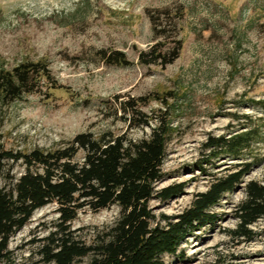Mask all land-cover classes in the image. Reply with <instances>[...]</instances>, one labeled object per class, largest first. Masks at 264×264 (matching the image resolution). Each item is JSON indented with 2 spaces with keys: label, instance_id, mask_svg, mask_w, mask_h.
Wrapping results in <instances>:
<instances>
[{
  "label": "rangeland",
  "instance_id": "1",
  "mask_svg": "<svg viewBox=\"0 0 264 264\" xmlns=\"http://www.w3.org/2000/svg\"><path fill=\"white\" fill-rule=\"evenodd\" d=\"M182 40L179 57L166 67L143 65L139 54L158 42L170 53ZM100 51L124 52L132 63H105ZM45 60L66 87L34 94L13 104L0 102V146L12 152L51 150L80 133L112 132L147 139L154 122L132 129L121 104L151 97L142 110L150 117L168 112L172 135L162 165L163 178L149 203L155 223L188 209L215 177L238 164L264 158V0H0V66ZM169 106V107H167ZM254 130L243 158L211 157L210 137ZM4 164L0 185L24 168ZM249 181L264 183V160L210 210L214 223L186 238L166 264H264V219L249 227L252 239L238 238V207ZM179 186L168 199L159 193ZM117 207L84 210L72 223L74 236L90 245L112 227ZM59 214L50 204L37 210L9 241L0 264H45L43 246L56 230ZM89 258L75 264H87Z\"/></svg>",
  "mask_w": 264,
  "mask_h": 264
},
{
  "label": "trees",
  "instance_id": "2",
  "mask_svg": "<svg viewBox=\"0 0 264 264\" xmlns=\"http://www.w3.org/2000/svg\"><path fill=\"white\" fill-rule=\"evenodd\" d=\"M165 43L158 42L139 54L143 65L166 67L182 50V40H176L170 53L162 51ZM108 65L129 67L132 63L121 51H100ZM66 87L60 85L45 60L24 61L11 69L0 66V102L13 104L34 94L50 95ZM151 97L131 98L121 104L123 120L132 129L155 126L149 138L134 141L125 134L104 132L95 135L80 133L72 140L51 150L33 149L27 153L12 152L0 146V172L4 164L9 171L20 164L24 172L0 185V263L8 253L10 238L27 225L32 215L50 204L59 214L56 232L43 246L45 264H75L89 258L87 264H166L164 257L178 254L183 241L198 229L215 222L210 213L222 197L242 182L251 168L264 158L238 164L236 170L215 177L206 192L195 196L190 207L176 217H164L155 223L149 203L156 194L155 185L162 180V165L173 133L168 112L150 117L142 107ZM264 109V101L261 102ZM169 107V106H167ZM258 132L251 130L231 137H210V156L223 154L243 158L244 144L255 141ZM174 186L162 190L163 199L181 191ZM246 200L237 209L238 238L252 239L249 227L264 219V183L249 181ZM117 207L120 216L114 225L98 233L86 245L71 231L72 223L84 210L100 212Z\"/></svg>",
  "mask_w": 264,
  "mask_h": 264
}]
</instances>
